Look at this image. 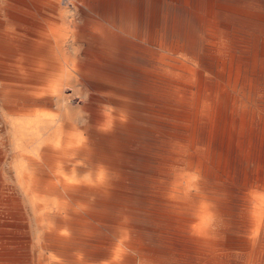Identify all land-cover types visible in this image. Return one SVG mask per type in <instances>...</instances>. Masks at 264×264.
<instances>
[{
    "label": "bare ground",
    "instance_id": "obj_1",
    "mask_svg": "<svg viewBox=\"0 0 264 264\" xmlns=\"http://www.w3.org/2000/svg\"><path fill=\"white\" fill-rule=\"evenodd\" d=\"M25 1L5 0L1 15L37 44L1 42L0 110L11 160L19 161L16 181L37 223L52 231L42 229L48 256L36 264H143L131 252L146 247L162 264L193 256L207 264L213 248L231 246L264 264V0H27L37 22L20 12ZM72 9L83 14L78 32L65 23ZM73 80L106 96L80 108L74 87L65 96ZM76 109H84L85 125ZM150 113L178 132L149 133ZM149 136L180 148L178 172ZM111 165L137 173L114 180ZM148 172L165 182L148 181ZM210 183L236 195L237 221L252 237H212L214 221L231 207ZM8 202L7 214H21L17 198ZM142 228L163 245L132 236ZM17 243L12 250L0 243L2 261L30 262L27 242Z\"/></svg>",
    "mask_w": 264,
    "mask_h": 264
},
{
    "label": "rangeland",
    "instance_id": "obj_2",
    "mask_svg": "<svg viewBox=\"0 0 264 264\" xmlns=\"http://www.w3.org/2000/svg\"><path fill=\"white\" fill-rule=\"evenodd\" d=\"M4 3H5V0H2V1L0 0V10H1L0 11V17H1L0 18V24H2V25H0V45H2L1 42L6 43L5 45H8V44L15 45L16 43L11 42L9 40V38L10 39L14 38L16 40L18 39L19 41H21V40L24 41L25 40V41H28L27 43H29V45H32V44L36 45L37 43H36V38L35 37L28 36L23 31H18V30L15 31L13 29H10L9 27H7L4 24L5 18L3 17V15H1L2 14V8H3L2 6H4ZM66 5H68V4H66ZM19 10H20V12L26 14L31 20H33V22H37L38 14L34 10V7L32 6V4L30 2H28L27 0L25 2L21 3ZM83 20H84L83 14H81L79 11H77L75 9H72L70 11L65 12V23L67 24V26H69L68 28L71 31H73V32H78L80 30V28L83 26ZM3 26H5V27H3ZM4 29H6V30H4ZM7 29H9V30L7 31ZM14 32H15V34H14ZM16 32L18 34H16ZM19 32H21L20 35H19ZM2 36L8 37V38L5 39V40L4 39L1 40ZM16 45L20 47V44H16ZM81 48H83V47H81ZM86 83H88V84H86ZM67 87H70V89H68ZM71 87L75 88V92L77 93L76 94V98L78 99V101L82 99L81 101H79V103L81 102L86 107H88V105L90 103H92L94 105L95 100H99L101 98V95L106 96V95H104L102 90L96 84L88 82V81H85V80H77V81L73 80V81H70L69 84H67V86L65 87V96H70L71 95V91H72ZM84 101H86V102H84ZM81 103L79 104L80 108L82 106ZM147 105H148V108L153 106L152 102L150 101V98H149V101H148ZM73 112H75L73 114H76L77 112L79 113V114L77 113L76 116H77V118H79L78 120L80 121V124L81 125H85V122H86L87 118H86V113H85L84 109H78V111L76 109ZM147 116H148L147 120H146L145 124H143V126L147 129V131L149 133H152V132L153 133H158V134L166 133V132L175 133L176 130L178 132V129H174L173 127L170 128V126L166 125L169 122V120L167 118H164V117L159 116L157 114L154 115L153 113H150ZM0 123H1L0 124V133H1L0 134V138H1V140H0V150L1 151L3 150V152L5 154L4 155V159L2 161H0V177L2 179V182L6 183L5 187H3L2 184L0 183V197H1L0 199L4 198L2 201H0L1 202L0 203V221H1L0 222V228H2V229H0V243H3L2 247L11 248V250H12L13 246L14 247L17 246V244H18L17 242H20V241L21 242L22 241L27 242V244H28V248L27 249L30 252V255H32L34 253L33 257L30 260V262H27V264H36L38 261H42L43 257H45V256L47 257L48 256V252L46 250H44V248H43L44 242L42 240V233H43V231H46V232H52V231L49 230V226L45 222L37 223V219H35V214H34L33 211H31V206L29 204L28 197L24 193H22L23 191L21 189V186L19 185L18 181H16L17 178H16V174L14 172V166L18 165L19 161L18 160H14V161L11 160V154H12V151H13V145L14 144H13L12 134L10 133L9 129H7L8 127L6 126V117L4 116V114L2 113L1 110H0ZM86 129H88V128H86ZM2 136H4V137H2ZM149 137H148L149 138V142H150L149 144L152 147L154 146L155 149H157V148L160 149L161 148V149L165 150L166 152H169V153H171L173 155L172 162L171 163H166L165 166L173 168L176 172H178L179 171V164H180V161L178 159L179 158L178 155L181 153L180 148L176 144H173L172 142L168 143L167 141L163 140L162 138H157L159 141L154 142L153 141L154 137L153 136H149ZM37 144H38V142H36V145ZM3 145H5V146H3ZM36 145H34V147ZM105 157H111V156L105 155ZM176 159H178V160H176ZM109 168L110 169L107 170L106 173L108 174L109 178L112 177V179H114L115 178L114 176H117V175H119L120 177L124 176L125 173H123V172H129V173L131 172V174H136L137 173L134 170L132 171L131 169H125L122 166H112L111 165ZM81 170H79L77 172L81 176L84 175L86 177L87 176V173L85 172L86 169H84V170L81 169ZM110 170H112V171H110ZM146 176H147L146 179L148 181H151V179L152 180L155 179L157 181H161L160 183L165 182L163 177L160 178L159 176H157L153 172H148L146 174ZM6 178L7 179L9 178V179L7 180ZM210 186H215V184L214 183H210ZM210 186H209V188H211V189H209V190L211 192H214V193L218 194V197H220L223 201L227 200L226 201L227 204L230 205V207H231V209L228 208V209L224 210V212H223L224 216H221L219 219H216L214 221V223H215L214 225L215 226H213V230L215 232L212 233V237H214V239L215 238L220 239L225 234H227L229 236L231 235L230 237L237 238V239L238 238L242 239V238H246V237H250V236L252 237V235H253L252 229L242 228L240 223L237 221L241 217V215H240L241 213H240V210L238 208V202L239 201H238L236 195H234V194L232 195L231 193H229L225 189H218L216 186H215V188H212ZM9 188H10V190H9ZM214 189H216V190H214ZM18 193H20V194H18ZM37 196H38L37 199L44 200V194H39V195L37 194ZM40 196H42V197H40ZM9 197L17 198L19 200V203L23 206L22 210L19 211V213L21 212V214L24 217V221L25 222L19 220V217H20L21 214H17V213L16 214H11V215L7 214V212H6V210H7L6 204L9 203L8 202ZM234 197L236 199H234ZM45 198H46L45 200L50 201L48 203L51 204L53 202L52 198H50V197H45ZM234 212L235 213L237 212V213L235 214ZM232 215H235V216H232ZM228 216H229L230 219L231 218H233V219L235 218L236 219L235 222H231L230 221V223H229V221H228L229 218H227ZM41 218H43V217H41ZM223 220H225L224 223H219V222H223ZM21 222L23 223L22 225H21ZM225 222H228V224L225 223ZM5 225H6V227H5ZM225 225H227V227ZM220 227H224L225 229L220 228ZM42 229H44V230L42 231ZM217 231H219V233ZM11 232H12V234H11ZM15 234H16V236H15ZM132 236L133 237H137V238H141L142 244L145 245V246H147V245L148 246L163 245V244L160 243L157 234H155V233L148 234V233H146V231L143 228L139 229V230H134V232L132 233ZM24 239H26V240H24ZM217 239H215V240H217ZM157 241H159V242L157 243ZM257 241H258V243H257ZM257 241H256V243L254 245L255 247H257L259 245H262L261 241L259 240V237H258ZM14 243H17V244H14ZM231 247H227L224 250H218L219 249L218 247H216V249L213 248L211 253H210L209 263H207V264H247L248 263V257H249V251H245V250L239 249L240 247L238 248L237 246H234V249H233V246H231ZM146 248H148V247H146ZM146 248H144L143 251L139 252V254L138 253H133V252H131V254L134 255L135 257H137L138 260L142 261L143 264H162V263H159L156 258H153L154 261L150 260V253H148ZM241 250H242V252H239ZM4 251H6V250H3V252ZM20 251H22V249ZM36 253H38V254H36ZM95 253H99V251H96ZM139 256H140V258H139ZM34 258H35V260L36 259L37 260L35 261ZM246 258H247V260H246ZM149 260L152 261V262L150 263ZM172 262H173V259L169 260L168 262H164L163 264H171ZM179 263H182V264H187V263L188 264L189 263H192V264H206L204 262V260L201 259V257H194V256L193 257L183 258V259L179 260ZM0 264H14V262L10 263L9 260L2 261L1 260V256H0ZM15 264H26V263H19L18 262V263H15ZM248 264H250V263H248Z\"/></svg>",
    "mask_w": 264,
    "mask_h": 264
}]
</instances>
